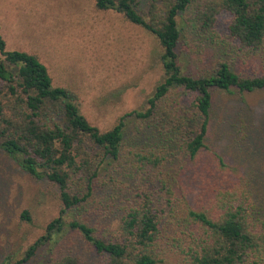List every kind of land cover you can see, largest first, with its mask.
Listing matches in <instances>:
<instances>
[{"label": "trees", "instance_id": "obj_1", "mask_svg": "<svg viewBox=\"0 0 264 264\" xmlns=\"http://www.w3.org/2000/svg\"><path fill=\"white\" fill-rule=\"evenodd\" d=\"M141 2L94 0L96 9L115 11L155 38L162 70L144 107L103 131L79 112L74 89L52 85L35 54L6 49L0 36V149L33 179L57 186L61 203L43 233L3 264L28 262L64 233L78 238L91 260L60 247L41 264H264V193L255 200L220 163H208L214 152L205 141L213 94L264 90V73L243 75L229 58L191 71L178 50L186 43L179 17L192 4L196 33L215 46L222 39L223 47L256 54L264 46V0ZM222 11L228 23L219 37L212 31ZM128 116L147 132L140 144H125ZM113 161L129 169L122 186L112 174L101 175ZM106 185L121 194L110 203L114 209L104 204L112 195L96 192L106 193ZM72 209L75 216L63 219Z\"/></svg>", "mask_w": 264, "mask_h": 264}, {"label": "rangeland", "instance_id": "obj_2", "mask_svg": "<svg viewBox=\"0 0 264 264\" xmlns=\"http://www.w3.org/2000/svg\"><path fill=\"white\" fill-rule=\"evenodd\" d=\"M194 12L190 4L179 17L185 22L186 43L181 41L178 50L181 61L190 62L191 71H207L217 59L229 58L233 70L243 75L264 73V46L256 54L223 47L222 39L215 46L209 35L196 33ZM227 18L224 11L217 14L212 31L215 35L226 33ZM0 36L6 49L35 54L46 67L52 85L74 89L79 112L100 131L109 128L118 116L143 108L162 78L155 38L115 11L96 9L94 0H0ZM210 118L205 141L214 153L207 157L208 163H220L225 176H234L260 201L264 193V90L214 93ZM126 119L125 144H140L147 132L138 130L130 116ZM128 170L123 163L113 161L101 175L112 174L122 181L116 185L122 186ZM96 192L103 198L113 196L104 204L116 203L121 197L112 187H107L106 193L104 187H97ZM60 207L57 186L43 178L33 179L0 149V264L6 257L20 255L43 233ZM114 208L115 204L110 205ZM75 214L72 209L62 217L69 220ZM58 242L49 249H39L24 264H41L52 248L55 253L60 247L74 249L91 260L89 250L75 236L64 233Z\"/></svg>", "mask_w": 264, "mask_h": 264}]
</instances>
